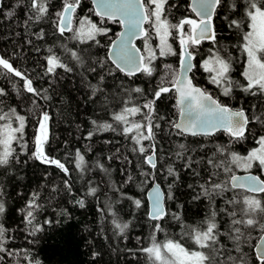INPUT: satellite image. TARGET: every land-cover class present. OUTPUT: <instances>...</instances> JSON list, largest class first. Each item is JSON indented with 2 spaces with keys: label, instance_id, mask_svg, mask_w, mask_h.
Instances as JSON below:
<instances>
[{
  "label": "snow or ice",
  "instance_id": "snow-or-ice-1",
  "mask_svg": "<svg viewBox=\"0 0 264 264\" xmlns=\"http://www.w3.org/2000/svg\"><path fill=\"white\" fill-rule=\"evenodd\" d=\"M81 6L82 0H59L53 11L56 6L52 0H15L3 13L4 19L11 21L22 8L24 19L17 26L24 28L26 36L38 41H45L48 35L55 39L44 47V71L35 78L0 55V77L9 80L16 99L14 104L7 103L10 93L0 86V176L13 175L17 166L29 159L54 166L66 177L62 187L67 195H73L76 180L85 185L84 195L72 203L84 208L87 197L96 198L101 220L108 222L113 236L124 239L131 221L120 216L117 205L128 201L134 209L142 208V200L126 189L134 185L142 191L150 183L146 215L151 232L147 246L135 249L144 255L145 264H253V259L254 264H264V0H190L186 11L194 15L179 17L171 11L178 5L170 0H91V15H79ZM92 16L99 19L94 21ZM217 19L225 22L223 27L217 25ZM106 22L122 27L116 39L109 35L112 29L104 26ZM44 24L50 26V33ZM37 26L38 30L32 31ZM226 32L231 36L223 38L236 37L231 47L243 57V83L232 76L238 58L221 41ZM101 37L109 43H102ZM137 40L143 41V48L137 46ZM205 42L211 44L207 55L202 54ZM26 43L33 45V40ZM96 48L106 49L105 54L100 56ZM34 51L39 53L41 47L34 46ZM169 56H179V69L165 63V72L150 96L145 88L128 83L138 76L153 78L158 73L157 61ZM60 70L74 74L73 87L78 92L80 87L86 89L82 106L90 107L95 118L89 117L91 130L83 139L92 141L98 134L112 132L126 142L105 140V144L119 146L92 162L87 158L91 144L87 152L77 148L73 168L67 166V156L62 160L46 151L51 138L53 93L64 78ZM196 71L207 74L217 95L195 82ZM9 77L18 78L22 85ZM44 77L49 78L48 86L37 87L36 79ZM237 91L253 100L239 101V106L233 107L221 99L237 100ZM172 95L175 116L170 117L161 114L157 102ZM33 121L29 147L27 129ZM221 132L228 142L212 144L210 138ZM189 137L209 142L189 141ZM249 141L246 152L235 150L234 145ZM22 155L28 159L21 160ZM114 159L123 164L120 171L124 179L120 182L112 176ZM181 171L193 180L187 185L194 193L191 199L207 202V212L198 222H186L179 211H170L166 205L175 199L172 189L181 181ZM49 175L45 173L43 179L47 181ZM161 179L167 182V192L161 188ZM45 190L47 200L42 199ZM60 191L59 184L38 185L23 207L10 208L6 186L0 184V264H42L33 248L15 245V230L4 220L10 212H18L26 244L35 245L45 225L54 222L46 218L41 223L39 213ZM63 214L68 215L66 209ZM168 218L178 222V234L169 233L165 227ZM99 255L92 253L93 259Z\"/></svg>",
  "mask_w": 264,
  "mask_h": 264
},
{
  "label": "trees",
  "instance_id": "trees-1",
  "mask_svg": "<svg viewBox=\"0 0 264 264\" xmlns=\"http://www.w3.org/2000/svg\"><path fill=\"white\" fill-rule=\"evenodd\" d=\"M15 3V0H2L3 7H0V55H4L10 58L16 68L22 71H27L33 78L38 73H43V57L46 55L44 47L47 43H50L55 37L48 35L45 41H38L35 37L26 36L23 27L17 26V22L21 23L24 19V10L18 9L17 16L13 20H5L3 13L11 8ZM54 6L53 11L57 10L59 0H52ZM170 3H175L178 8L171 9L174 16L179 17L181 15H192L186 11L189 0H170ZM91 7L89 0H82V6L79 10V15H91L88 12V8ZM92 19L98 20L99 18L92 16ZM216 23L218 26L223 27L224 21L217 19ZM45 28L46 33H50L51 29L48 24L42 25ZM106 27L112 29L110 36L114 39L116 33L120 32L121 26L119 24H112L106 22ZM38 27L32 29L37 31ZM19 32L20 35H16ZM224 36H231L230 32L223 34L221 41L225 45L229 46V51L233 57L238 58L234 63V71L232 76L235 80H239L243 83V77L240 73L243 71V57L237 48L231 47L232 44L236 43V37L232 36L231 39H224ZM27 39L33 40V45L26 43ZM102 43H109L106 37H101ZM138 45L143 48V41L137 42ZM34 46H40L41 51L37 53L34 51ZM71 46V44H69ZM86 47V46H82ZM177 51H178V46ZM211 47L209 42L202 45V54L207 55V49ZM94 51L103 56L106 49L96 48ZM13 53H16L13 56ZM199 59V57H198ZM171 64L175 69H179V56H169L166 59L157 61L159 65L158 73L153 78H146L142 76L134 77L128 83L134 86L138 85L145 88L149 92L159 82L161 76H163L165 69L163 65ZM60 75L64 78L59 81L55 86V92L53 93V100L51 102V112L53 115V121L51 123V138L49 145L46 146V151L53 157L61 158L68 157L67 166L73 168L72 159L74 158L75 149L80 148L81 151L87 152V146L92 145V152L87 153L89 162L94 161L98 155L100 158L103 156L110 155L111 149L119 145L105 144V140H120L122 143H126L121 137L117 136L112 132H104L93 137L92 141L83 139L87 131L91 130V125L88 123L89 117L95 118L90 107L82 106L81 97L84 96L86 89L83 87L79 88V92L73 87L74 74H66L60 70ZM195 82L203 86L212 92L213 95L218 94V90L215 86L208 83L207 74L202 71H196ZM121 78H123L121 76ZM13 82L18 85H22V81L18 78L9 77ZM48 77L43 79H36L35 83L37 87H47ZM78 77L75 80L78 81ZM127 79V78H123ZM0 86H3L10 93L9 97L6 98L7 103H16L15 94L12 91L11 84L8 79L0 77ZM27 95V94H25ZM237 100L227 101L226 98L221 97L225 102H230L233 107L239 106V101L248 102L252 101L253 98L246 97L243 93H235ZM61 96L64 97L61 102ZM174 95L166 96L157 102V106L161 114L168 116H175L174 110ZM34 121L30 123L27 129V138L29 140V147L31 145V137L34 132ZM80 127H77V126ZM167 139L165 138L164 146L165 150L168 148ZM171 139H176L172 137ZM189 141L194 139L205 140V138H188ZM229 138L224 133H217L216 136L210 138L212 144L215 143H227ZM205 142H209L205 140ZM251 146V142H245L244 144L234 145L235 150L241 153L246 152L247 148ZM122 153L126 149H121ZM28 159L25 156H21V160ZM135 159V157H133ZM123 164L121 160L114 159L111 162V167L115 170L112 173L113 179L120 182L124 179L121 175V168ZM146 167V166H145ZM179 167V165H177ZM45 173H50L47 177V181L43 179ZM239 173V172H238ZM90 175H95L94 173ZM73 179L75 180L76 172L73 170ZM181 181L172 189L175 199L166 201V205L170 211H179L182 217L188 223H194L201 220L204 214L207 212L208 205L205 200L194 201L191 199L194 194L187 185L192 183V178L184 171H181ZM63 173H61L54 166H45L39 164L34 160H28L27 164H21L17 166V170L13 175L0 176V184L6 186V191L9 197L10 208L23 207V203L27 198L28 194L37 189L38 185L44 184H59L61 185L60 195L52 201L45 203L44 209L39 213V221L43 223L44 219L53 220V224L45 225V230L38 234L35 238L37 243L35 245H27L24 239V233L20 232V228L23 227L21 224L22 217L18 212H10L5 217V224L10 229L15 230L17 239L14 241L17 247L27 246L34 249V255L37 259L42 261V264H145V258L142 253H135V249L140 246H147L148 236L151 232L150 221L147 218V211L149 210L147 202V192L151 188V184H147L141 191L137 186H129L126 191L130 195H134L141 199L143 207L140 209H134L130 202L125 201L117 207L121 210L120 216L125 221H131L130 227L126 232L127 239L117 238L113 236L111 226L107 221H102L100 213L98 212L97 200L94 197L86 198V207L80 208L72 201L80 198L85 193V185L82 181L76 180L73 187V195L69 196L63 190ZM139 178V177H138ZM99 182V177H96ZM161 187L167 192V182L163 179L159 181ZM103 188L104 186L101 185ZM22 193L23 195H17ZM47 190L42 193V199L47 200ZM103 201L104 197H100ZM219 204V201H217ZM184 205V207L178 208L177 205ZM55 209V211H54ZM67 210L68 215H64V210ZM59 220V223L55 221ZM165 227L168 228L169 233L178 234L179 225L178 222L172 221L168 218ZM103 228V231L101 230ZM255 235V234H254ZM139 237V240L137 239ZM159 238L163 239V235L159 234ZM31 239V237H29ZM255 243V241H252ZM128 249L134 250L129 252ZM247 250V249H246ZM249 254L251 253L250 250ZM98 252L100 255L93 259L92 253ZM135 253V254H134ZM254 264V259H253Z\"/></svg>",
  "mask_w": 264,
  "mask_h": 264
},
{
  "label": "water",
  "instance_id": "water-1",
  "mask_svg": "<svg viewBox=\"0 0 264 264\" xmlns=\"http://www.w3.org/2000/svg\"><path fill=\"white\" fill-rule=\"evenodd\" d=\"M91 1V0H90ZM123 29H122V27H121V30L120 31H122ZM117 37H115L114 39H116ZM138 41H140V40H137L136 41V44H137V42ZM138 46V45H137ZM139 47V46H138ZM237 174H239V175H244V173L243 172H239V173H237ZM162 188V187H161ZM151 190V188L148 190V192ZM162 190H163V188H162ZM148 192H147V195H148ZM147 202H148V207H150V202L148 201V199H147Z\"/></svg>",
  "mask_w": 264,
  "mask_h": 264
},
{
  "label": "flooded vegetation",
  "instance_id": "flooded-vegetation-1",
  "mask_svg": "<svg viewBox=\"0 0 264 264\" xmlns=\"http://www.w3.org/2000/svg\"><path fill=\"white\" fill-rule=\"evenodd\" d=\"M90 1V0H89ZM189 2H190V0H189ZM90 3H91V1H90ZM192 15H194V14H192ZM206 43V42H205ZM137 45H138V43H137ZM139 46V45H138ZM140 47V46H139ZM200 86V85H199ZM203 87V86H202ZM204 88V87H203Z\"/></svg>",
  "mask_w": 264,
  "mask_h": 264
}]
</instances>
